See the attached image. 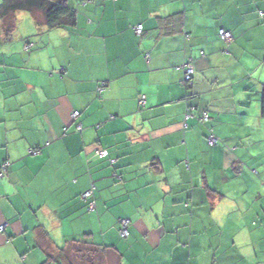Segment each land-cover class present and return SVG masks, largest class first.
Masks as SVG:
<instances>
[{"label":"crops","instance_id":"0c3cea01","mask_svg":"<svg viewBox=\"0 0 264 264\" xmlns=\"http://www.w3.org/2000/svg\"><path fill=\"white\" fill-rule=\"evenodd\" d=\"M68 4L0 17V264L86 233L121 264H264V0Z\"/></svg>","mask_w":264,"mask_h":264},{"label":"trees","instance_id":"16d2710c","mask_svg":"<svg viewBox=\"0 0 264 264\" xmlns=\"http://www.w3.org/2000/svg\"><path fill=\"white\" fill-rule=\"evenodd\" d=\"M17 11H27L37 25L47 28H65L75 23L76 10L68 0H2L0 17L4 19L7 32L14 26ZM260 113L264 117V84L260 96ZM43 264H121L120 256L108 245L95 243L89 233L79 239H71L59 248L45 247Z\"/></svg>","mask_w":264,"mask_h":264},{"label":"built area","instance_id":"2783aa9c","mask_svg":"<svg viewBox=\"0 0 264 264\" xmlns=\"http://www.w3.org/2000/svg\"><path fill=\"white\" fill-rule=\"evenodd\" d=\"M134 31H135L136 34L140 35L142 33V31H143L142 24L135 25L134 26ZM218 35L223 40H229L231 38L230 32L225 31L223 29L219 30ZM184 72H185V74H184V79L183 80H184L185 83L190 84L191 80H192L193 72H194L193 65L192 64H186V66L184 68ZM140 101L144 102V96H141ZM78 115H79V111H74L72 113L73 118H77ZM201 118H202L203 121H207L208 120L207 113H203ZM78 129H81L80 125H78ZM207 139H208V141L211 144H215L217 142V138L214 136V134L212 132L209 133ZM100 155L103 156V152H100ZM7 168H8V163L7 162H4V163L0 164V179L6 173ZM91 194H92V190H88V191H85L82 194V197L86 200V199H89ZM93 207H94L93 203L89 202L88 208L92 209ZM127 226H128V221L126 219H122L121 220V227L119 228V235L121 237H123V238H127L128 237L129 232L127 230ZM3 228H4V225H0V230H3Z\"/></svg>","mask_w":264,"mask_h":264},{"label":"rangeland","instance_id":"374dc122","mask_svg":"<svg viewBox=\"0 0 264 264\" xmlns=\"http://www.w3.org/2000/svg\"><path fill=\"white\" fill-rule=\"evenodd\" d=\"M1 2H2V0H1ZM17 12H18V11H17ZM18 13H27V14L31 15V14L28 13L27 11H19ZM88 213H89V212H88ZM86 222H87V226H89V217L86 218ZM87 232H89V229H88ZM52 264H56V263L52 262Z\"/></svg>","mask_w":264,"mask_h":264}]
</instances>
